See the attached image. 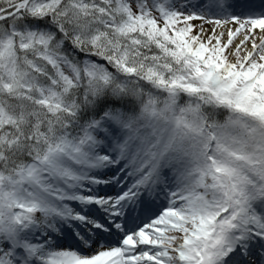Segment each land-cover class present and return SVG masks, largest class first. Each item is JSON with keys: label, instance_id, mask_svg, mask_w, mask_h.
Masks as SVG:
<instances>
[{"label": "snow or ice", "instance_id": "snow-or-ice-1", "mask_svg": "<svg viewBox=\"0 0 264 264\" xmlns=\"http://www.w3.org/2000/svg\"><path fill=\"white\" fill-rule=\"evenodd\" d=\"M0 264H264V0H0Z\"/></svg>", "mask_w": 264, "mask_h": 264}]
</instances>
